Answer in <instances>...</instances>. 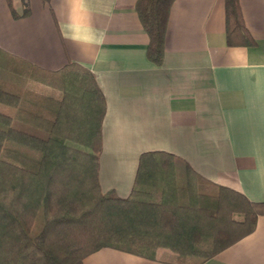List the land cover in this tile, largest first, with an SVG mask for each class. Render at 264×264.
<instances>
[{
    "label": "crops",
    "instance_id": "0c3cea01",
    "mask_svg": "<svg viewBox=\"0 0 264 264\" xmlns=\"http://www.w3.org/2000/svg\"><path fill=\"white\" fill-rule=\"evenodd\" d=\"M11 1L20 14L23 0ZM24 1L30 14L15 19L0 0V50L44 70L73 62L94 75L106 104L103 192L126 197L139 155L162 151L212 183L264 201V0H239L255 42L248 47L227 46L224 0H175L160 66L146 57L137 0ZM83 264L190 262L102 248ZM201 264H264V217Z\"/></svg>",
    "mask_w": 264,
    "mask_h": 264
},
{
    "label": "trees",
    "instance_id": "16d2710c",
    "mask_svg": "<svg viewBox=\"0 0 264 264\" xmlns=\"http://www.w3.org/2000/svg\"><path fill=\"white\" fill-rule=\"evenodd\" d=\"M7 1L13 18L30 14L26 1L20 14ZM174 1L135 5L155 66L163 62ZM224 14L227 46L254 45L239 0H224ZM0 106V264H83L102 248L201 264L264 217V201L212 183L162 151L139 155L126 197L103 192L105 99L76 63L49 71L0 50Z\"/></svg>",
    "mask_w": 264,
    "mask_h": 264
},
{
    "label": "rangeland",
    "instance_id": "374dc122",
    "mask_svg": "<svg viewBox=\"0 0 264 264\" xmlns=\"http://www.w3.org/2000/svg\"><path fill=\"white\" fill-rule=\"evenodd\" d=\"M19 10H20V8H19ZM1 107V106H0Z\"/></svg>",
    "mask_w": 264,
    "mask_h": 264
}]
</instances>
